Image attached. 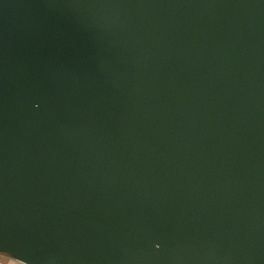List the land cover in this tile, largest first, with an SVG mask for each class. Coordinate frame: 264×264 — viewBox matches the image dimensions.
<instances>
[{
	"label": "water",
	"instance_id": "obj_1",
	"mask_svg": "<svg viewBox=\"0 0 264 264\" xmlns=\"http://www.w3.org/2000/svg\"><path fill=\"white\" fill-rule=\"evenodd\" d=\"M0 255L264 264V0H0Z\"/></svg>",
	"mask_w": 264,
	"mask_h": 264
},
{
	"label": "crops",
	"instance_id": "obj_2",
	"mask_svg": "<svg viewBox=\"0 0 264 264\" xmlns=\"http://www.w3.org/2000/svg\"><path fill=\"white\" fill-rule=\"evenodd\" d=\"M0 264H21V263L11 259L6 255H0Z\"/></svg>",
	"mask_w": 264,
	"mask_h": 264
}]
</instances>
